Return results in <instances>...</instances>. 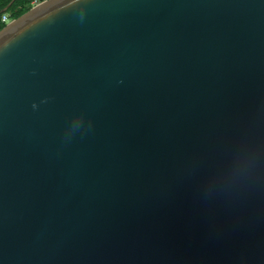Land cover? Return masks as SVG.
<instances>
[{
	"label": "water",
	"instance_id": "1",
	"mask_svg": "<svg viewBox=\"0 0 264 264\" xmlns=\"http://www.w3.org/2000/svg\"><path fill=\"white\" fill-rule=\"evenodd\" d=\"M70 3L0 30V264H264V0Z\"/></svg>",
	"mask_w": 264,
	"mask_h": 264
},
{
	"label": "trees",
	"instance_id": "2",
	"mask_svg": "<svg viewBox=\"0 0 264 264\" xmlns=\"http://www.w3.org/2000/svg\"><path fill=\"white\" fill-rule=\"evenodd\" d=\"M11 1L12 0H0V12L7 7ZM36 1L41 0H15L4 13H0V30L5 26V23L1 22V17L3 15L7 14L9 20L17 19L21 15L27 13L32 8V4Z\"/></svg>",
	"mask_w": 264,
	"mask_h": 264
},
{
	"label": "clouds",
	"instance_id": "3",
	"mask_svg": "<svg viewBox=\"0 0 264 264\" xmlns=\"http://www.w3.org/2000/svg\"><path fill=\"white\" fill-rule=\"evenodd\" d=\"M80 2V0H71V3L68 5L69 8H71L72 6L78 4ZM83 15H84V11L81 10L80 11V16L81 18H83ZM33 108L35 109L36 108V105L34 104L33 105ZM81 123V118L80 119H76L73 121V127H77L79 126V124Z\"/></svg>",
	"mask_w": 264,
	"mask_h": 264
},
{
	"label": "built area",
	"instance_id": "4",
	"mask_svg": "<svg viewBox=\"0 0 264 264\" xmlns=\"http://www.w3.org/2000/svg\"><path fill=\"white\" fill-rule=\"evenodd\" d=\"M9 20V16L6 14V15H3L2 17H1V22L2 23H6L7 21Z\"/></svg>",
	"mask_w": 264,
	"mask_h": 264
},
{
	"label": "bare ground",
	"instance_id": "5",
	"mask_svg": "<svg viewBox=\"0 0 264 264\" xmlns=\"http://www.w3.org/2000/svg\"><path fill=\"white\" fill-rule=\"evenodd\" d=\"M36 2H37V1H36ZM43 2H44V1H38L37 4H38V3L41 4V3H43ZM34 3H35V2H34ZM34 3L32 4V8H31V9L36 8L38 5H40V4H38L37 6H35Z\"/></svg>",
	"mask_w": 264,
	"mask_h": 264
},
{
	"label": "rangeland",
	"instance_id": "6",
	"mask_svg": "<svg viewBox=\"0 0 264 264\" xmlns=\"http://www.w3.org/2000/svg\"><path fill=\"white\" fill-rule=\"evenodd\" d=\"M41 1H44V0H41ZM37 2H38V1H37ZM37 2L34 3L35 6H37L38 4H40V3L37 4ZM10 21H11V19L8 20L5 24L9 23Z\"/></svg>",
	"mask_w": 264,
	"mask_h": 264
}]
</instances>
